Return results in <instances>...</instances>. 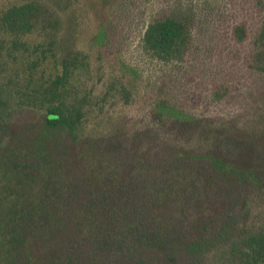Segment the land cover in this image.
Returning a JSON list of instances; mask_svg holds the SVG:
<instances>
[{"label":"trees","instance_id":"obj_1","mask_svg":"<svg viewBox=\"0 0 264 264\" xmlns=\"http://www.w3.org/2000/svg\"><path fill=\"white\" fill-rule=\"evenodd\" d=\"M123 3L0 0V264H264V92L212 114L190 109L182 78L151 81L128 121L138 69L108 75L92 53ZM258 3L248 67L264 75ZM203 20L156 16L142 51L182 67Z\"/></svg>","mask_w":264,"mask_h":264},{"label":"rangeland","instance_id":"obj_2","mask_svg":"<svg viewBox=\"0 0 264 264\" xmlns=\"http://www.w3.org/2000/svg\"><path fill=\"white\" fill-rule=\"evenodd\" d=\"M185 8L196 10L204 18L198 25L197 43L182 67L161 66L142 51L145 26L156 16ZM261 8L258 0H125L112 17L108 39L92 48L93 58L100 60L108 75L120 71L124 62L138 69L140 103L124 113L128 121L141 118L155 98L154 86L148 83L171 78L174 82L183 79L180 90L175 91H182L190 109L229 112L244 105L250 95L260 97L264 92V75L248 67ZM240 20L247 21L251 30L250 38L242 44L231 39L232 26ZM221 83L230 86V93L215 103L213 89Z\"/></svg>","mask_w":264,"mask_h":264}]
</instances>
